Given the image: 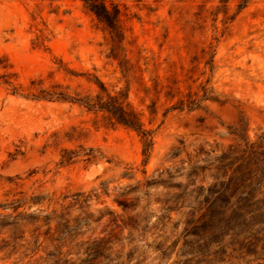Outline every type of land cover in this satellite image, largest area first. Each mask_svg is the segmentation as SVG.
Wrapping results in <instances>:
<instances>
[{
    "label": "rangeland",
    "instance_id": "obj_1",
    "mask_svg": "<svg viewBox=\"0 0 264 264\" xmlns=\"http://www.w3.org/2000/svg\"><path fill=\"white\" fill-rule=\"evenodd\" d=\"M111 1L121 44L80 0H0V74L81 96L96 77L154 131L145 160L105 115L0 87V264H264V186L237 212L221 158L264 132V0ZM203 86L220 102L172 110Z\"/></svg>",
    "mask_w": 264,
    "mask_h": 264
},
{
    "label": "trees",
    "instance_id": "obj_2",
    "mask_svg": "<svg viewBox=\"0 0 264 264\" xmlns=\"http://www.w3.org/2000/svg\"><path fill=\"white\" fill-rule=\"evenodd\" d=\"M85 10L92 15L98 24L102 25L104 30L111 36L114 44H121L123 36L121 33L122 12L117 4L111 0H80ZM252 0H240L238 11L243 10ZM214 50L210 53V65L213 69ZM0 68L6 69L0 61ZM73 75V74H71ZM75 76V75H74ZM16 75L12 73L0 74V87L11 90L13 96L25 99H31L36 102H52V103H70L85 108L89 112L101 113L113 125L122 126L132 130L141 139L142 154L145 160L150 157L154 146V131L146 130L141 120V114L137 113L128 103L127 97L122 93L112 94L107 87L96 77L88 82L94 83L97 92L94 96H81L78 93L70 94L68 88H64L60 84L51 85L49 88H43L42 81H31L27 88V94L21 86L15 84ZM201 95L187 94L186 98L180 99L172 110L179 112H192L200 108L201 104L207 101L220 102L218 96L212 88L206 86L201 87ZM152 113V112H151ZM91 151V150H89ZM92 152V151H91ZM228 154L222 155V159H229V154L236 153L231 162L238 163L234 175L230 177V181L226 184L228 195H226V203L235 198L237 200V212L248 210L253 201L256 187L264 186V132L258 136L255 142H249L248 138L244 139V146L240 149H229ZM71 158L62 156L60 166H66L70 163L73 152H64ZM230 187V188H229ZM264 207V200L261 202ZM21 206L13 209L17 212Z\"/></svg>",
    "mask_w": 264,
    "mask_h": 264
}]
</instances>
